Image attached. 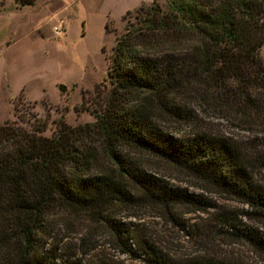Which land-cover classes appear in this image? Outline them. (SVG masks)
<instances>
[{"label": "trees", "instance_id": "16d2710c", "mask_svg": "<svg viewBox=\"0 0 264 264\" xmlns=\"http://www.w3.org/2000/svg\"><path fill=\"white\" fill-rule=\"evenodd\" d=\"M126 14L109 58L110 90L93 123H61L51 137L0 126V264H83L52 246L55 217L65 212L97 224L115 250L147 264H225L204 256L175 261L123 221L139 207L171 217L178 207L207 210L206 198L169 185L132 152L264 216V186L243 148L167 124H191L188 96H197L215 113L264 131V0H153ZM235 230L264 251L263 238Z\"/></svg>", "mask_w": 264, "mask_h": 264}, {"label": "rangeland", "instance_id": "374dc122", "mask_svg": "<svg viewBox=\"0 0 264 264\" xmlns=\"http://www.w3.org/2000/svg\"><path fill=\"white\" fill-rule=\"evenodd\" d=\"M131 5L128 0H0V126L14 123L51 137L61 123H93V110L110 90L109 58L124 31L123 17L131 16L123 15L124 8ZM261 56L264 60V47ZM189 99L194 120L169 127L234 142L253 159L249 170L264 186V131L215 113L197 96ZM131 155L169 185L207 199V210L178 207L173 217L149 206L124 212L123 221L138 235L151 238L175 261L204 256L225 264H264V251L235 235L237 228L264 239L263 215L232 194L209 185L207 191L199 188V181L162 160ZM51 243L61 257L73 254L83 264H147L120 254L97 224L69 212L55 217Z\"/></svg>", "mask_w": 264, "mask_h": 264}, {"label": "crops", "instance_id": "0c3cea01", "mask_svg": "<svg viewBox=\"0 0 264 264\" xmlns=\"http://www.w3.org/2000/svg\"><path fill=\"white\" fill-rule=\"evenodd\" d=\"M128 2H131L132 5L131 6H126L124 8L123 15L129 10H134V9L140 7L142 4H148V3L152 2V0H128Z\"/></svg>", "mask_w": 264, "mask_h": 264}, {"label": "water", "instance_id": "95a60500", "mask_svg": "<svg viewBox=\"0 0 264 264\" xmlns=\"http://www.w3.org/2000/svg\"><path fill=\"white\" fill-rule=\"evenodd\" d=\"M59 89H60L61 91H65V90H66V87H65L64 85H60V86H59Z\"/></svg>", "mask_w": 264, "mask_h": 264}, {"label": "built area", "instance_id": "2783aa9c", "mask_svg": "<svg viewBox=\"0 0 264 264\" xmlns=\"http://www.w3.org/2000/svg\"><path fill=\"white\" fill-rule=\"evenodd\" d=\"M54 30L56 33H58V27H55Z\"/></svg>", "mask_w": 264, "mask_h": 264}]
</instances>
